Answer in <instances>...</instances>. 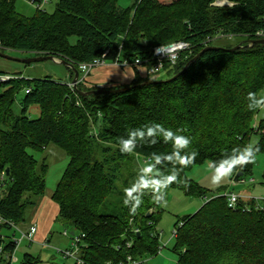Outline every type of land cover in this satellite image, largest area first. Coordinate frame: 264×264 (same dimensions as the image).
Wrapping results in <instances>:
<instances>
[{
  "label": "trees",
  "instance_id": "16d2710c",
  "mask_svg": "<svg viewBox=\"0 0 264 264\" xmlns=\"http://www.w3.org/2000/svg\"><path fill=\"white\" fill-rule=\"evenodd\" d=\"M15 3L0 0L1 52L53 55L78 70L80 64L101 58L106 51L108 62H144L147 76L139 74V66H131L133 82L108 90L158 81L150 74L156 47L180 41L193 47L175 65L165 64L166 80L123 93L82 96L80 92L99 87L88 83L91 72L83 78L79 70L75 90L70 86L75 74L68 67L70 83L51 77L0 82V180L4 176L5 184L0 216L9 222L0 224V233L12 229L10 222L24 223L29 208L36 204L34 198L46 194L49 167L28 150L43 152L54 145L65 152L69 164L52 200L58 206V220L72 224V237L84 236L79 243L83 264H121L128 257L138 262L157 256L161 250L158 226L168 193L178 188L196 198L208 195V190L188 177V171L249 145L254 134L260 136L256 155L264 151V121L253 123L259 108L248 99L250 92L258 97L264 94V44L253 43L264 40L257 37L264 29V0H134L128 8H122L120 0H58L52 13L37 9L33 17L17 12ZM220 35L240 42L205 45ZM211 46L241 47L232 52L206 51L184 73L168 81ZM21 91L26 96L18 115L14 106ZM32 105L41 110L38 119L28 116ZM151 123L189 137L191 144L184 151L198 155L187 166L174 169L167 162L159 166L160 176L180 169L178 181L163 190L161 203L154 201L160 193L146 190L135 194L142 204L134 216L129 213L134 202L125 205L119 215L100 214L130 155L149 161L153 153L173 151L159 133L151 138L158 141L154 145L146 137L137 140L134 152L119 151L121 137ZM253 166L235 169V179L251 175ZM257 204L241 200L233 210L226 197H215L195 214L178 219L173 247L176 264H264V206L257 208ZM15 249L12 242H5V250ZM20 264L45 263L26 253Z\"/></svg>",
  "mask_w": 264,
  "mask_h": 264
},
{
  "label": "rangeland",
  "instance_id": "374dc122",
  "mask_svg": "<svg viewBox=\"0 0 264 264\" xmlns=\"http://www.w3.org/2000/svg\"><path fill=\"white\" fill-rule=\"evenodd\" d=\"M57 2L58 0H48V4H46L42 10L48 13H52ZM133 2L134 0H120L119 4L122 8H128L133 4ZM15 7L17 12L26 17H33L37 12V8L33 7L25 0H16ZM75 41V38L71 39V43L74 44ZM239 42V38L220 37L216 38L213 44L230 46ZM4 53L17 59H27L32 57L30 54L21 51L8 50ZM96 69L94 70L96 71ZM0 74L19 77L20 79L26 80L42 79L45 77H51L57 82L62 83H67L70 80V73L68 68L51 60L34 64H23L21 62L12 61L0 57ZM152 77L153 79H156L158 81H163L167 79L168 72L164 69L158 74L152 75ZM107 88L109 87H106L105 85H101L99 87V89ZM25 96V91H21L17 96V102L14 106V110L18 115L22 114L21 101ZM260 97H264V94L261 93ZM40 115L41 110L38 106L32 105L29 108L28 116L31 119H38ZM262 121H264V110H261L259 108V111L255 116L253 123L256 125ZM259 141L260 136L254 134L251 136L249 144L255 147ZM28 152L32 154L40 163L46 161L49 167L46 176V194L51 196L55 192L56 187L69 164V158L62 149H59L54 145H51L43 152H37L30 149L28 150ZM148 162H146L144 158L137 155H130V162L126 165H123L124 167H122L120 172L121 178L117 180L113 193L101 205L99 209L100 214L119 215L123 212L125 208V189L131 187V185L137 179L139 169ZM211 164V162L207 161L202 165L195 166L193 169L187 172L189 178L194 180L204 189L208 190V195L206 197L196 198L193 196H189L183 190L178 188H174L168 193L167 200L163 205L164 213L158 226V231L160 233L161 250L157 256L144 258L142 260H138V262H142L143 264H176L177 256L173 252V247L175 246V237L173 236V234L176 230L177 220L183 216L195 214L208 199L224 196L225 192L228 190L239 194L245 203L250 200H254L264 206V151L256 155L252 174L243 176V182L240 181L235 183L233 179L236 175V172H233V174L230 177L225 178L221 184H212ZM34 199H36V204L33 207L29 208L26 215V221L20 225V227L26 232H28L31 227H29V225L33 216L39 210V206L37 204L39 197ZM63 227L64 229L70 228L72 227V224L62 220H59L54 224V227L52 229L54 239H52L50 243L52 247L55 246L54 244H56V239L63 235ZM1 232L8 234H3L5 236H12L14 234L13 229H2ZM6 240V242L8 243V239ZM28 246H30V243L25 240L17 248L14 257L12 256L13 264H20L23 256L26 253L38 256L40 249L44 250L42 255L43 258H45L46 254L49 253V257L47 256L45 262L51 256V258L47 261L48 263L45 264H75V261L73 259H65L63 255L57 251V249H53L52 247L40 248L37 243H33L30 246L33 247L32 249L28 248ZM26 248H28V250Z\"/></svg>",
  "mask_w": 264,
  "mask_h": 264
},
{
  "label": "clouds",
  "instance_id": "9594fccd",
  "mask_svg": "<svg viewBox=\"0 0 264 264\" xmlns=\"http://www.w3.org/2000/svg\"><path fill=\"white\" fill-rule=\"evenodd\" d=\"M248 99L255 101L256 107L264 110V97H258L256 93L250 92L248 94ZM158 133L162 134L165 143L172 144L173 151L168 155L153 153L149 158L150 162L139 169L135 182L131 187L125 189L124 204L127 206L130 202H134L129 210L130 215L133 216L142 204L141 197L135 195L136 193L143 194L146 190H151L153 193H160L154 197V201L159 204L163 201V190L178 181L180 169L174 170L169 175L160 176L159 166L165 162L173 163L174 169H176L177 165L187 166L198 155L195 151L190 153L184 151L188 149L191 144L189 137L177 135L172 130L166 129L161 124L157 123H151L141 128L130 130L127 138L121 137L119 139V151L122 154L134 152L137 146V140L144 141L146 137L149 138L150 143L154 145L158 143V141L151 138L157 137ZM257 151L258 149L249 144L240 149H233L231 154L224 156L218 161H213L211 164L212 184L219 185L225 178L230 177L235 169L255 163ZM158 176H160V178H157ZM225 195L228 197L230 204L235 203L236 197L234 195H229L228 193H225Z\"/></svg>",
  "mask_w": 264,
  "mask_h": 264
},
{
  "label": "built area",
  "instance_id": "2783aa9c",
  "mask_svg": "<svg viewBox=\"0 0 264 264\" xmlns=\"http://www.w3.org/2000/svg\"><path fill=\"white\" fill-rule=\"evenodd\" d=\"M28 3H30L33 7H36L37 9L42 10L46 4H48V0H25ZM227 4L226 2H217L216 5L223 6ZM225 37L224 35H220L218 37L213 38V40L208 39L205 45H207L210 41H215L216 38ZM257 37L260 39H264V29L259 31L257 33ZM229 38H233L232 36ZM1 47V43H0ZM192 46L187 42H175L168 45L156 47L154 50V65L150 69V74L155 75L164 70V66L166 63H170L172 65H175L178 60L180 59L182 53L187 51H192ZM108 56V51H106L101 58L94 59L92 62L89 63H83L79 65V70L81 71V74L83 75V78H85L90 72H92L94 69L112 64L114 66H124V67H131V66H139L142 67L144 65L143 61L137 60L135 63H130L128 61L121 62L119 59L113 62H108L106 60ZM15 77L9 76V75H0V82H5L10 79H13ZM70 86L73 88V85L70 84ZM146 162L148 160L145 159ZM234 182H240L243 180H236L234 176ZM4 176H1L0 180V199L2 198L4 194ZM225 193H228L229 195H234L236 197L235 203L230 204L229 199L226 195L224 197L228 200V206L229 208L233 210H237L239 202L242 200V197L237 194L236 192L232 191H226ZM263 206L258 202L257 208H262ZM7 220H5L2 216H0V224H8ZM10 225L14 231V234L12 236H5L0 233V264H10L12 256L14 255L17 248L26 240L29 243H33L35 241V237L38 233V227L37 225H31L28 232L24 231L20 226H17L15 223L10 222ZM138 232V230H137ZM177 230L174 231L173 236L176 237ZM19 235V236H18ZM64 235L69 237L71 240V246L69 249L66 250H58L59 253L63 255L65 259H73L75 263L83 264V261L79 257V243L83 235L72 237L74 234L69 235L67 231L64 232ZM72 237V238H71ZM12 242L16 246V249L14 252H9L5 250V242ZM130 258V259H129ZM143 264L142 262H136L133 261L131 257H128L127 262H123L121 264Z\"/></svg>",
  "mask_w": 264,
  "mask_h": 264
},
{
  "label": "crops",
  "instance_id": "0c3cea01",
  "mask_svg": "<svg viewBox=\"0 0 264 264\" xmlns=\"http://www.w3.org/2000/svg\"><path fill=\"white\" fill-rule=\"evenodd\" d=\"M138 69H139L138 72L142 77L147 76L145 67H140ZM134 77H135V72L130 67L123 68V67H116L112 64H108V65H105V66H102L96 69V71L94 70L88 78V83L90 85L98 86V87H100L101 85H105L106 87L117 86V85L125 86V85H130L133 82ZM67 83H70V80ZM53 194L51 196L45 194V196L39 197L37 201L39 210L33 216L30 222V225H29V227L31 225H37L38 227V233L33 243H37L40 248L52 247L50 244L52 239H54L53 234H52V229L54 227V224L59 221L58 220V206L52 200ZM62 231L64 232L67 231L69 235L75 234V230L73 226L70 228H66V229H64L63 227ZM64 232L62 233L63 235L61 237H58L56 239V242H55L56 244H54L55 246L52 247L53 249H57V251L58 250L62 251V250H66L70 248L71 246L70 238L65 236ZM1 234L8 235L7 233H3V232H1ZM33 243H30V246ZM30 246H28V248L32 249L33 247H30ZM28 248L26 249L28 250ZM43 252L44 250L40 249L38 257H40L44 263H48L47 261L51 258V256L45 262V259H47V256L49 255V253L46 254L45 258H43L42 257ZM13 257H12L11 264H13Z\"/></svg>",
  "mask_w": 264,
  "mask_h": 264
},
{
  "label": "water",
  "instance_id": "95a60500",
  "mask_svg": "<svg viewBox=\"0 0 264 264\" xmlns=\"http://www.w3.org/2000/svg\"><path fill=\"white\" fill-rule=\"evenodd\" d=\"M225 5H228L225 4ZM253 43H257V44H264V40H259V41H254ZM241 46H237L236 48H233V49H225V48H221V47H215V46H211V47H207L205 48L203 51H201L198 55H196L186 66L185 68L176 76H174L173 78L169 79L168 81H171V80H174L175 78H177L178 76H180L182 73H184L194 62H196L206 51H210V50H225V51H228V52H232V51H235L237 50L238 48H240ZM0 57L1 58H5V59H9V60H12V61H17V62H21L23 64H34V63H38V62H43V61H47V60H51V61H54V62H57L61 65H64L68 68H70L74 74H75V78L74 80L72 81V85H73V88L75 90L78 89V84H79V78H80V72L79 70L72 64V63H69L68 61L66 60H63V59H58L57 57L53 56V55H46V56H39V57H31V58H27V59H17V58H14V57H11L7 54H5L4 52H1L0 51ZM157 82H160V81H147V82H144V83H141V84H138V85H135V86H129V87H124V88H121V89H115V90H108V89H98V90H91V91H87V92H80V94L82 96H91V95H95V94H115V93H123V92H127L129 90H131L132 88L134 87H139V86H144V85H149V84H152V83H157ZM7 172L9 173V169L7 170Z\"/></svg>",
  "mask_w": 264,
  "mask_h": 264
}]
</instances>
